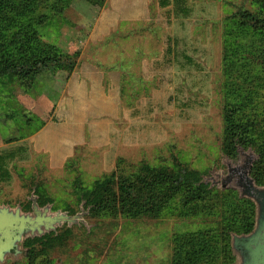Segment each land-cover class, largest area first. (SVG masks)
<instances>
[{
	"label": "rangeland",
	"instance_id": "rangeland-1",
	"mask_svg": "<svg viewBox=\"0 0 264 264\" xmlns=\"http://www.w3.org/2000/svg\"><path fill=\"white\" fill-rule=\"evenodd\" d=\"M54 1L37 0L26 28L53 54L70 55L76 68L45 64L28 85L15 74L0 77V204L28 209L38 188L54 210L75 214L79 188L89 191L114 171L181 163L210 183V171L225 170L227 73L245 61L226 72L224 28L239 10H256L257 0H170L167 8L146 0L131 10L123 0H60L52 7ZM5 29L8 45L21 30ZM3 48L0 58L9 55ZM261 69L249 64L240 78L264 82ZM182 207L177 199L159 218L86 215L87 226L64 225L53 247L43 251L36 243L34 257L17 264H172L177 236L211 232L223 220L216 213L184 216ZM223 241L207 264L236 263Z\"/></svg>",
	"mask_w": 264,
	"mask_h": 264
},
{
	"label": "trees",
	"instance_id": "trees-1",
	"mask_svg": "<svg viewBox=\"0 0 264 264\" xmlns=\"http://www.w3.org/2000/svg\"><path fill=\"white\" fill-rule=\"evenodd\" d=\"M36 1L28 0L20 4V0H0V50L4 47L2 55L9 53L0 58V77L15 74L25 85L35 78L40 72V66L45 64L68 73L76 68L70 55L58 51L53 54L52 46L28 32L26 27L29 17L39 8ZM59 1L55 0L52 7ZM159 2L162 8L170 6V0ZM257 5L254 11L239 10L226 20L224 28L226 72L234 64L233 61L245 63H238L227 73L231 81L222 112V153L223 156L235 159L240 147L246 150L251 148L258 155L251 168V176L258 185H264V120L257 121L260 116L256 114L262 100L259 98L262 97L264 82L250 76L240 78L244 75L245 66L256 64L261 66L258 75L264 79V0H257ZM16 26L21 31L18 30L14 39L6 45L3 30L5 27L12 29ZM242 53H247L245 60L240 57ZM253 114L256 116L253 117ZM4 176H8V172ZM35 190L42 200L38 188ZM78 196L81 203L85 202L84 208H90L88 216L93 218L117 215L119 211L133 219L159 218L177 199L183 206L184 216L203 213L223 216L220 226L211 232L196 231L177 236L172 264H207L208 257H212V252L218 250L220 238L224 240V252L232 263L235 257L231 247L232 235L250 233L255 225L256 206L252 200L241 198L233 188L211 187L210 183L204 181L202 172L181 163L173 167L143 165L138 172L128 175L114 171L96 180L89 191L79 188ZM71 213L74 214V211ZM80 225L84 224L77 226ZM58 232L28 238L25 242L28 251L23 258L34 257L33 246L36 243L44 245L43 251L53 247L62 239ZM13 262L17 264V261Z\"/></svg>",
	"mask_w": 264,
	"mask_h": 264
},
{
	"label": "water",
	"instance_id": "water-1",
	"mask_svg": "<svg viewBox=\"0 0 264 264\" xmlns=\"http://www.w3.org/2000/svg\"><path fill=\"white\" fill-rule=\"evenodd\" d=\"M237 165L231 166L230 161L225 170H213L210 186L218 189H236L241 198H247L256 206V220L253 230L248 234H233L232 249L238 258L237 264H264V185H258L251 176L253 163L258 155L251 149H238ZM32 192V212L25 213L19 205L16 208L0 206V264H5L9 258L17 260L22 254L21 243L24 239L43 237L47 233L57 232L65 224L68 226L84 224L85 216L90 208L80 205V211L74 215L58 210L51 213V204L41 210L38 195ZM16 249V252H13Z\"/></svg>",
	"mask_w": 264,
	"mask_h": 264
},
{
	"label": "flooded vegetation",
	"instance_id": "flooded-vegetation-1",
	"mask_svg": "<svg viewBox=\"0 0 264 264\" xmlns=\"http://www.w3.org/2000/svg\"><path fill=\"white\" fill-rule=\"evenodd\" d=\"M225 158V160L226 161H230L231 162V166H235V165H237V162H238V154H237V157L235 158V159H232V158H228V157H224ZM220 169H222V168H218V170H220ZM223 169H225V170H227L228 169V165L227 164H224L223 165ZM205 177V176H204ZM205 181V180H204ZM31 196H32V194H31ZM31 196L29 197V200H30V207L27 209V208H25V207H23L22 205H20V204H18V205H16V206H12V205H9V204H0V206H10V207H12V208H16V207H18L19 205L21 206V209H22V211L23 212H25V213H31L33 210H32V201H31ZM38 203H39V207H40V209L41 210H44L45 209V207L48 205V204H51L52 205V203L51 202H43L42 200H40V197H39V195H38ZM56 211H58V210H54L53 209V205H52V207H51V213H54V212H56ZM64 212H66V211H64ZM69 213V212H68ZM70 214V213H69ZM255 220H256V216H255ZM66 225V224H65ZM62 228V227H61ZM47 234H49V233H47ZM248 234V233H247ZM45 236V235H44ZM27 241V239H24V241L21 243V251H22V254L19 256V258L17 259V260H14L13 258H9L8 260H7V262L8 261H10V260H12V261H19L21 258H23L26 254H27V251H28V247H26V245H25V242ZM232 247V246H231ZM232 251H233V249H232ZM13 252H16V249H13ZM233 254H234V256H235V258H236V263L235 264H237L238 263V258H237V256L235 255V253H234V251H233Z\"/></svg>",
	"mask_w": 264,
	"mask_h": 264
},
{
	"label": "crops",
	"instance_id": "crops-1",
	"mask_svg": "<svg viewBox=\"0 0 264 264\" xmlns=\"http://www.w3.org/2000/svg\"><path fill=\"white\" fill-rule=\"evenodd\" d=\"M126 4H129V8L130 10L132 9V7L135 9L136 6H140L143 5L144 3H146V0H123ZM146 1V2H145ZM110 4L115 2V0H109ZM133 9V10H134Z\"/></svg>",
	"mask_w": 264,
	"mask_h": 264
}]
</instances>
